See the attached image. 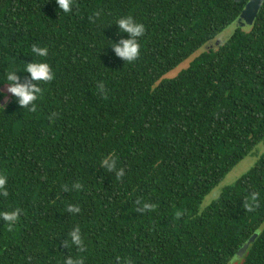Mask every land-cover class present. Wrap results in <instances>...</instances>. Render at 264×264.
<instances>
[{"label": "trees", "instance_id": "trees-1", "mask_svg": "<svg viewBox=\"0 0 264 264\" xmlns=\"http://www.w3.org/2000/svg\"><path fill=\"white\" fill-rule=\"evenodd\" d=\"M249 2L75 0L65 15L55 0H0V83L33 44L56 73L35 112L0 113V211L21 210L0 221V264H229L257 232L240 264H264V154L201 209L264 140V3L250 32L161 81ZM125 15L146 26L132 64L110 48ZM77 226L83 246L66 247Z\"/></svg>", "mask_w": 264, "mask_h": 264}, {"label": "clouds", "instance_id": "clouds-1", "mask_svg": "<svg viewBox=\"0 0 264 264\" xmlns=\"http://www.w3.org/2000/svg\"><path fill=\"white\" fill-rule=\"evenodd\" d=\"M60 13L70 15L75 5V0H55ZM115 25L119 30L120 38L111 41L110 48L115 56L122 61L132 64L135 63L142 54V39L146 35V26L139 22L132 15L121 16L115 21ZM230 31V30H229ZM50 54V49L47 46L33 44L27 56L32 58V62H24L18 65L15 60L9 63V66L2 74V79L5 87L0 88V101H12L18 108L35 112L37 110V102L44 94V88L41 85H47L55 80L56 73L47 58ZM21 74H27L22 76ZM101 92H104V84L99 85ZM8 110V103L0 102V113H5ZM100 164L109 172L116 171L122 176L123 171L118 170V161L114 156L104 157ZM7 174L0 173V197L7 198ZM80 185H76L79 188ZM253 199L256 197L253 196ZM152 205L144 204L143 210H151ZM68 212L77 215L80 208L77 206H68ZM20 209L0 211V221L6 223L11 228L18 223L20 217ZM82 247L83 238L80 227H75L69 232V242L66 247ZM66 264H82L80 260L69 258ZM229 264H236L235 259L230 260Z\"/></svg>", "mask_w": 264, "mask_h": 264}, {"label": "rangeland", "instance_id": "rangeland-1", "mask_svg": "<svg viewBox=\"0 0 264 264\" xmlns=\"http://www.w3.org/2000/svg\"><path fill=\"white\" fill-rule=\"evenodd\" d=\"M264 0H250L241 15L224 31H222L214 39L205 43L196 53L190 58L181 63L177 68L166 74L161 81L172 80L177 78L183 71L187 70L191 63L202 54L210 53L219 50L224 46L237 31L250 32L257 19ZM230 30V31H229ZM4 103H8L5 101ZM264 154V140L255 148L253 153L241 161L223 180L219 186H217L203 201L201 209L205 210L210 206L222 193V191L235 184L240 178L247 174L259 161ZM236 264H240V255L235 258Z\"/></svg>", "mask_w": 264, "mask_h": 264}, {"label": "water", "instance_id": "water-1", "mask_svg": "<svg viewBox=\"0 0 264 264\" xmlns=\"http://www.w3.org/2000/svg\"><path fill=\"white\" fill-rule=\"evenodd\" d=\"M258 236H259V232L255 233V235L251 239H249V241L244 245V247L239 252V255L241 257H243L247 253L248 249L256 241Z\"/></svg>", "mask_w": 264, "mask_h": 264}]
</instances>
